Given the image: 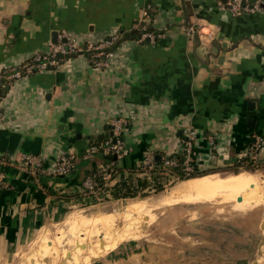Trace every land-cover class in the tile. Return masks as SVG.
Instances as JSON below:
<instances>
[{
	"label": "crops",
	"instance_id": "0c3cea01",
	"mask_svg": "<svg viewBox=\"0 0 264 264\" xmlns=\"http://www.w3.org/2000/svg\"><path fill=\"white\" fill-rule=\"evenodd\" d=\"M220 2L0 0V260L12 258L69 211L123 199L112 194L117 180L109 191L84 187L105 160L83 155L101 134L111 135L106 127L116 119L127 121L119 179L134 189L154 177L141 168L148 153L160 160L184 157L192 133L194 173L264 159V152L252 159L248 151L264 131V14L233 16ZM199 21L217 27L210 44L188 35ZM141 22L161 36L156 42L121 41L108 67L85 51L58 67L26 73L36 54L52 50L54 31L58 40L68 32L84 47ZM18 68L22 76L2 88ZM62 155L73 156L75 168L58 179L51 172ZM28 156L39 157L45 171L31 172ZM176 206L160 225L185 230L189 243L175 245L155 225L146 238L123 241L89 264H244L249 217L199 225L188 218L179 229L182 217L202 206L183 205L186 213Z\"/></svg>",
	"mask_w": 264,
	"mask_h": 264
},
{
	"label": "bare ground",
	"instance_id": "6f19581e",
	"mask_svg": "<svg viewBox=\"0 0 264 264\" xmlns=\"http://www.w3.org/2000/svg\"><path fill=\"white\" fill-rule=\"evenodd\" d=\"M189 184L192 186H188L187 184L184 188V184H181L173 187L154 202L147 199L132 201L127 204L123 211L110 214V217L108 216L109 218L106 220L97 215L92 216L93 218L90 219H85L86 217L82 219L80 212H75L69 216L70 222L66 223L68 226L67 230L64 231V228H61L63 231L60 230V232L58 231L53 236L50 232L46 231L44 233L42 230V233L39 234L34 242L33 250L28 253L29 255L26 254L27 263L26 261L24 263H92L103 256L104 253L115 249L120 244V241L125 239V228L122 229L120 225H117L118 218L129 220V223L126 224V230L130 231L131 233L129 234L133 236V233L135 234L137 231L148 227L154 220L155 216L148 212L151 209V204L169 197L178 196L195 201L204 197L196 193L197 191L208 193L216 188L229 187L224 189L229 190V196H227L229 198L228 201L234 203L239 209L243 208L242 211L255 208L264 199V174L261 173H243L228 178L225 176V179L219 174H212L193 179ZM147 208L149 209L147 210ZM107 242L110 245H106ZM263 247L264 241L260 249ZM56 249L57 253H55Z\"/></svg>",
	"mask_w": 264,
	"mask_h": 264
},
{
	"label": "rangeland",
	"instance_id": "374dc122",
	"mask_svg": "<svg viewBox=\"0 0 264 264\" xmlns=\"http://www.w3.org/2000/svg\"><path fill=\"white\" fill-rule=\"evenodd\" d=\"M253 161L254 162L250 163V164H249V162H246L245 165H243L241 167L240 166L239 167L228 166V167L220 168V169L216 168V170L211 171V173H217L220 176H222V178H224V179H225V176H227V178H228L230 176L238 175V174L240 175L243 173H261V174H264V159L262 157H258L256 160H253ZM74 165H75V163H74ZM172 170H173V172L177 171L176 168H173ZM161 172L162 171H159V170L148 172L152 177L154 176L153 177L154 179L151 178V180L148 181L147 186L145 188H142V189L138 188L137 189L138 192L135 195L123 197V199H119L118 201L113 200L109 203L101 204V205L96 206V207L74 209L72 211H69L63 217V219H61L60 221L43 227L38 233H36L34 238L29 243H27L24 247H22V249L16 255H13L12 258H9L7 260L1 259L0 264H19V263L20 264H26L27 263V261H26L27 255L26 254L30 253L31 250H33L32 248H34V246H33L34 242L37 239V237L39 236V234L42 233V230L44 233L46 231L50 232L52 236L56 235L57 232L58 231L60 232V230H62L63 228H64L63 229L64 231L67 230L68 226L66 225V223L70 222L69 216H71L76 211L80 212L82 219L84 217H86L85 219H90V218H93L94 216L97 215V216H101L102 219L106 220L110 217V214L123 211L125 209V207L127 206V204L131 203L132 201H135L138 199H147V200H152V202H154L158 198L163 196L167 191H169L170 189H172L173 187H175L177 185L184 184V188L187 186V184H188V186H192L191 184H189V182L193 179H196V178H191V179L185 180V179H182V178L177 177V176H174V177L170 176L172 174L171 172H169L167 174H164L163 172L162 173ZM203 172H206V171H203ZM207 172H210V171H207ZM238 172H240V173H238ZM235 173H237V174H235ZM208 175H210V174H208ZM119 176H120V173H119ZM204 176H207V175H204ZM204 176H201V177H204ZM201 177H197V178H201ZM114 180H117V179H114ZM118 180L120 181L119 177H118ZM117 183L118 182H116V184ZM228 186H231V185H228ZM227 188H229V187L216 188L214 190H211L208 193L197 191L196 193H198L199 195L204 196V197H201L200 199H197L195 201L185 199V198H180L178 196H174L172 198L169 197V198L161 200L157 203L151 204V209L148 212L151 213V215L155 216L154 220L152 221L151 225H149L148 227L137 231L135 234L133 233V236L129 234V233H131L130 231L126 230V227H127L126 224L129 223V220L118 218L117 222L119 224L117 223V225L118 226L120 225V227H122V229L125 228L124 229L125 239L120 241V243L123 241H126V240H130V239L146 238V236L142 237L143 234H145L146 230L149 227H150L149 231H151L155 225L156 226L158 225L157 227L161 226L159 232L162 233L163 236H165V238L167 240L173 238V242L175 245L183 246V244L185 242L189 243L187 240H185V236H184L185 230H182V232H180V230H178L175 227L170 230L168 227H164L163 225H160L159 221L165 215H168L167 212L169 211V209L171 207H174L177 205L176 207L181 206L184 208L183 205L194 204L195 206H202V207L199 209V211L192 212V213L190 212V214H188V216L182 217L184 219L180 220L181 225H180L179 229H182L184 227V224H186L189 219H190V221H191V219L194 220V222L197 223L196 225H199L198 223H200V222L202 223V221H206L207 219H210V218L217 219L219 221H226L225 219H236L237 220L240 218L249 217L250 221H251V225H249L247 229L245 228V232L249 231V237L248 238H249V242H250V244H249V250L250 251L248 252L249 255H248L247 259H245L246 261L244 262V264H262L264 262V247L259 252L257 244L259 243L261 238L264 239V199H262L260 204L258 206H256L255 208H253L251 210L248 209L246 211H242L243 208L239 209L234 203H231L228 201L229 198H227V196H229L228 195L229 190H224ZM148 209L149 208H147V210ZM185 210H186V208H184L182 212L186 213ZM104 217H106V218H104ZM260 222H262V225H263L262 227L260 225ZM196 228L199 229V227H197V226H196ZM261 244H263V243H261ZM106 245H110V243L107 242ZM55 253H57V249L55 250ZM254 259L256 260V263H251L252 260H254ZM25 261H26V263H24ZM220 264H222V263H220Z\"/></svg>",
	"mask_w": 264,
	"mask_h": 264
},
{
	"label": "built area",
	"instance_id": "2783aa9c",
	"mask_svg": "<svg viewBox=\"0 0 264 264\" xmlns=\"http://www.w3.org/2000/svg\"><path fill=\"white\" fill-rule=\"evenodd\" d=\"M220 6L223 9L228 10L233 16H239L246 13L261 12L264 14V2L261 0H227L226 3L220 2ZM188 35L198 36L201 42L205 45L210 44L216 38L217 27L210 22L193 23L188 27ZM161 34L158 35L160 37ZM144 37H148L152 42H156V37L152 33H145ZM118 36H112L111 39H104L100 42L88 44V49L94 51V57H100L105 54V59H100L96 65L101 67H108L109 60L114 55L115 51L104 53L102 50L111 46ZM142 38V39H143ZM141 40V39H140ZM52 50L49 53H38L33 58V63L25 67L26 73H33L39 70H46L50 68L58 67L65 59L66 56L71 53H76L82 50L73 36L64 32L60 35L57 43H52ZM24 71L21 69H14L8 74L5 79L9 85L13 80L22 76ZM127 121L116 119L110 126L113 135L102 143L101 145H90L83 157L84 159H91L97 155L101 150L102 153L108 156L109 161L105 162L103 166L98 168L92 175L88 176L84 181V187L87 192L94 193L96 190H111L110 183L119 177L118 161L124 155L123 146V132L126 128ZM195 135L192 133L190 139L186 141V148L184 153L183 167H181L182 175L185 177L194 173L193 166V146L195 141ZM116 138V141L114 140ZM248 151L252 159H256L260 152H264V131L256 136L252 140V143L248 146ZM116 157V158H114ZM74 157L71 155H62L57 163V167L51 172L53 176H67L70 175L75 168ZM24 163L26 167L33 173L45 171L42 167V162L37 156H28L25 158ZM179 161L176 156H165L162 158L161 166L157 165L156 156L150 152L146 155L144 163L141 168L148 172L159 170L164 174L169 172L173 173V168L179 167ZM161 172V173H162ZM180 177V176H179ZM151 180V179H150Z\"/></svg>",
	"mask_w": 264,
	"mask_h": 264
},
{
	"label": "trees",
	"instance_id": "16d2710c",
	"mask_svg": "<svg viewBox=\"0 0 264 264\" xmlns=\"http://www.w3.org/2000/svg\"><path fill=\"white\" fill-rule=\"evenodd\" d=\"M138 23V22H137ZM136 24V23H135ZM145 33H152L155 35L156 37V40L158 39V35L160 34V32H155L153 30V28L149 25H147L146 23H139L137 26L134 25V27H132V29L130 30H124L123 34H119L120 36H118V38L116 39V41L109 47H106L104 48L102 51L104 53H108L110 51H115V49L118 47V45L121 43V41L123 40H126V39H129V40H140L142 42H146L149 38L148 37H144L143 38V35ZM143 38V39H142ZM107 39H111V37L107 38ZM151 41V39H149ZM85 51H89L90 53V56H91V59L92 61L96 64L100 59H105V54L101 55L100 57H94V51L92 50H89L88 49V44L85 45L84 47H82V50L81 51H78L76 53H71L69 55L66 56L69 57V56H74L78 53H81V52H85ZM1 87L2 88H5L7 89L8 88V84L6 83V81L4 80L1 84ZM111 135H109L108 133L106 134H101L96 140H94L91 145H101L102 143H104L105 141H107L109 138H110ZM250 143H252V139L251 141L249 142V145ZM98 154H101L102 157L104 158L105 162H108L109 159H108V156L103 154L102 153V150L98 153ZM178 158V161H179V168L177 167L176 168V173L180 176V178L182 179H185V180H188V179H191V178H197V177H201V176H204V175H208V174H213V173H209V172H196V173H192L190 176H187L185 177L184 175H182V171H181V167H183V160H184V157L182 155L180 156H177ZM161 163H162V159L160 161H157V165L160 167L161 166ZM251 162L249 161V164ZM253 163V162H252ZM118 169V172L120 173L121 172V169L117 168ZM74 170V169H73ZM97 169H94V171H92L93 173L96 171ZM175 172V171H174ZM92 173V174H93ZM240 173V172H238ZM237 174V173H235ZM58 179H61L62 177L64 176H56ZM184 181V180H183ZM139 187H142V188H145L147 186V181H139ZM134 185H129L127 186L124 181H120L119 183H117L115 186H114V190L112 192V194H114V196L120 198V197H128L130 195H135L138 191V187L137 189H134L133 187Z\"/></svg>",
	"mask_w": 264,
	"mask_h": 264
},
{
	"label": "water",
	"instance_id": "95a60500",
	"mask_svg": "<svg viewBox=\"0 0 264 264\" xmlns=\"http://www.w3.org/2000/svg\"><path fill=\"white\" fill-rule=\"evenodd\" d=\"M222 2H223V3H226L227 0H222ZM58 35H59L58 31H54V32L52 33V42H53V43H57V42H58ZM106 128H110V126H108V127H106ZM110 133H111V135H113V131H110ZM114 140L116 141V138H114ZM114 158H116V157H114ZM160 158H161V155L157 154V155H156V160L158 161V160H160ZM139 200H140V199H139ZM260 225H261V227L263 226V225H262V222H260ZM261 234H262V233H261ZM261 239H262V238H261ZM261 239H260L259 243L257 244V245H258V249L261 247ZM251 263H256V260H255V259L252 260Z\"/></svg>",
	"mask_w": 264,
	"mask_h": 264
}]
</instances>
